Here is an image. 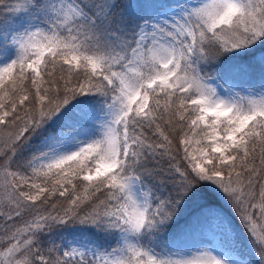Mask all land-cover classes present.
<instances>
[{"label":"snow or ice","instance_id":"obj_1","mask_svg":"<svg viewBox=\"0 0 264 264\" xmlns=\"http://www.w3.org/2000/svg\"><path fill=\"white\" fill-rule=\"evenodd\" d=\"M0 264H264V0H0Z\"/></svg>","mask_w":264,"mask_h":264}]
</instances>
